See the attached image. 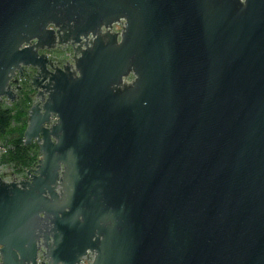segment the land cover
<instances>
[{"label":"water","instance_id":"obj_1","mask_svg":"<svg viewBox=\"0 0 264 264\" xmlns=\"http://www.w3.org/2000/svg\"><path fill=\"white\" fill-rule=\"evenodd\" d=\"M25 66L40 156L0 189L48 264H264V0H0V103Z\"/></svg>","mask_w":264,"mask_h":264},{"label":"flooded vegetation","instance_id":"obj_2","mask_svg":"<svg viewBox=\"0 0 264 264\" xmlns=\"http://www.w3.org/2000/svg\"><path fill=\"white\" fill-rule=\"evenodd\" d=\"M120 27L119 23L113 25L115 31L120 30ZM37 52L51 60L54 65L63 68V65L71 60L73 46L70 43H55L50 47L43 45L38 48ZM35 72L36 68L32 66H25L21 71L16 70L10 80L15 99L11 101L3 97V101L13 103L19 98H23L25 94V97L30 99V105L38 100V89L31 84V76ZM130 78L131 76L128 77V79ZM54 121L55 116L53 115L51 116V123ZM23 144L26 147L28 145L38 147L36 141L25 144L23 140ZM8 148L0 140V179L5 183L14 184L16 188L20 189L22 188L21 182L29 178L34 162L40 156L39 150L36 159L28 167L21 168L18 163L7 158ZM14 200L15 205H13ZM21 202L22 195L17 190H13V186L5 190L0 189V264H48L47 258L43 255L46 248L42 243L40 230L38 227L25 228L23 225ZM25 249H27L26 253L24 252ZM91 259L92 256L84 255L77 264H90Z\"/></svg>","mask_w":264,"mask_h":264},{"label":"trees","instance_id":"obj_3","mask_svg":"<svg viewBox=\"0 0 264 264\" xmlns=\"http://www.w3.org/2000/svg\"><path fill=\"white\" fill-rule=\"evenodd\" d=\"M26 95V94H25ZM19 98L10 105L0 103V140L7 145V158L18 163L21 168L28 167L38 155V147L23 144V131L26 126L27 108L30 99Z\"/></svg>","mask_w":264,"mask_h":264}]
</instances>
